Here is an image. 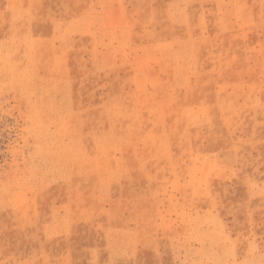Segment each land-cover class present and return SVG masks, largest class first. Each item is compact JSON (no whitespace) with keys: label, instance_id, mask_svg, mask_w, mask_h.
I'll list each match as a JSON object with an SVG mask.
<instances>
[{"label":"rangeland","instance_id":"374dc122","mask_svg":"<svg viewBox=\"0 0 264 264\" xmlns=\"http://www.w3.org/2000/svg\"><path fill=\"white\" fill-rule=\"evenodd\" d=\"M0 264H264V0H0Z\"/></svg>","mask_w":264,"mask_h":264}]
</instances>
